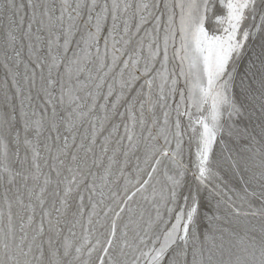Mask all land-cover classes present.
I'll use <instances>...</instances> for the list:
<instances>
[{
	"label": "snow or ice",
	"instance_id": "6c2138e0",
	"mask_svg": "<svg viewBox=\"0 0 264 264\" xmlns=\"http://www.w3.org/2000/svg\"><path fill=\"white\" fill-rule=\"evenodd\" d=\"M0 264H264V0H0Z\"/></svg>",
	"mask_w": 264,
	"mask_h": 264
}]
</instances>
